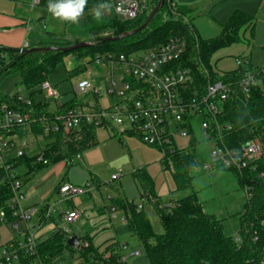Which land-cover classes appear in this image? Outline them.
Returning a JSON list of instances; mask_svg holds the SVG:
<instances>
[{
    "label": "trees",
    "instance_id": "trees-1",
    "mask_svg": "<svg viewBox=\"0 0 264 264\" xmlns=\"http://www.w3.org/2000/svg\"><path fill=\"white\" fill-rule=\"evenodd\" d=\"M159 1L151 0L150 9L134 21L120 20L115 15L110 18L103 16L102 21L97 22L93 19L91 9L94 4L100 2L92 0L84 10L86 15L81 17L85 19L84 23L81 25L69 23V28L72 33L77 30L97 32L111 28L114 30L112 36H118L141 26ZM191 13L192 10L187 6L178 5L174 0H165L163 7L151 23L140 32L109 42H103L102 37L95 36L86 40L92 42V45L70 51L50 50L23 53L0 45V76L5 73H19L21 78L17 86L27 92L31 101L27 104L9 97L8 94L0 93V116L4 105L17 109L24 114H29L32 121L26 127L16 129L15 134L18 137H25L29 134L46 135L43 121L45 116H51L52 113L48 103L36 99L35 94L37 91L42 92L41 83L48 80L49 73L65 57L75 55L81 58L90 54L94 55L98 48H101L102 54L139 53L165 43L172 36L180 35L185 37L187 47L182 57L169 67L173 70L190 69L193 76L190 90L192 94L195 91L199 95L205 94L209 80L230 83L232 86L228 99L218 103V124L222 126L230 124L231 126L229 131L223 133L224 143L230 148H241L257 139L264 149V87L252 86L249 92H244L240 86V81L256 67L248 61L238 66L233 72L218 73L214 71L211 64L218 50L241 41L242 30L253 31L255 18L241 10H236L229 21L222 26L218 36L204 39L194 28ZM27 41L26 49L73 45L64 37H58L54 32L46 29L31 31ZM95 58L93 56L92 61L95 62ZM84 69L86 66H80L71 70L69 74L71 76ZM76 107L85 109L89 108L90 104L85 100L73 99L65 102L60 108L61 111H66ZM193 117L188 115L187 123L184 124L191 135L189 144L183 149L177 146L166 147V155H161L160 158L163 170L170 171L172 174L175 190L177 192L190 190L189 195L167 203L156 192L154 180L146 166L133 172L140 202L143 201V206L145 203L149 204L155 210L163 227V233L154 232L146 211L138 209V204L134 200L126 201L118 198L114 201V208L123 211L127 220L126 225L141 241L150 264H264V156L257 162L256 169L240 172L216 168V170L233 171L239 186L242 189L247 187L252 194L247 198L239 214L240 229L237 235L235 237L228 235L224 231V220L205 212L203 203L194 191L193 173L198 166L197 147L199 143L192 131L191 119ZM106 129L114 130L115 128L107 126ZM98 130L99 128L94 124L84 122L81 137L74 138L72 141H64L63 132L49 133L46 137L53 141L48 143L44 150L45 157L49 160L47 164L37 162L36 156L25 154L22 157L11 159L8 162L10 164L8 170L0 167V211L6 214L5 224H15L20 221L14 216L12 205L14 193L7 176L14 173L21 179L23 175L19 170L23 167L26 170V176H33L43 168L60 161L71 165L78 154L99 143ZM211 133L217 139L216 132ZM124 134L139 138L131 132ZM112 136L116 137L118 133ZM157 149L162 152V149ZM45 211L41 221L43 226L52 220V217L46 218ZM69 236L73 235L64 229L54 228L44 238L37 237L36 255L21 251L19 260L12 264H34L38 261L43 264H72L74 260H77L78 264H124L122 253L124 244H120L115 239H109L96 245L88 236H79V240L88 242V246L73 248L67 243ZM255 237L257 239H254ZM12 241L19 242L20 240Z\"/></svg>",
    "mask_w": 264,
    "mask_h": 264
},
{
    "label": "built area",
    "instance_id": "built-area-1",
    "mask_svg": "<svg viewBox=\"0 0 264 264\" xmlns=\"http://www.w3.org/2000/svg\"><path fill=\"white\" fill-rule=\"evenodd\" d=\"M15 1L31 12L37 8L48 10L49 0ZM91 1L88 0V3ZM95 1L111 3L112 12L124 21L138 19L150 9L151 5V0ZM85 15L84 11L82 17ZM39 19L41 20L39 21ZM28 21H31L30 17ZM37 21L43 29L47 28L43 16H40ZM27 47L28 41H25L21 48ZM186 47L185 37L175 35L165 43L139 53L97 55L95 63L108 68L107 93L110 97H115L117 102L107 108L102 107L98 102H89V108L76 107L66 111H61L60 107L63 104L56 102L55 110H50L52 115L44 118V133L47 135L63 132L64 141H72L74 138L81 137L84 122L94 124L99 129L111 126L135 134L147 145L162 149V155H166L165 148L177 146L178 138H190V133L184 124L187 123L186 117L192 115L195 118H201V128L205 137L214 141L218 139L217 148L211 154V162L203 166L205 170L212 171L216 168H223L242 172L247 169H256L257 162L264 156V149L259 140L254 139L241 148H230L223 141V133L229 131L231 126L230 124L222 126L217 121L218 103L228 99L232 92L231 84L209 80L205 94L199 95L197 91L192 94L190 90L193 76L190 69H170L169 66L182 57ZM236 62L238 66H241L248 61L238 58ZM257 85L264 87V65L256 67L240 81L244 92H249L252 86ZM40 89L48 97L57 100L58 94L48 80L41 83ZM76 91L83 95L99 96L101 90L90 80L83 79L77 84ZM8 95L18 101L31 103L28 94H24L21 87ZM30 122L32 121L29 114L9 108L7 105L2 107L0 116L1 168L8 170L10 168L8 162L11 159L29 154L28 149L32 142L28 141V136L18 137L15 131L18 128L26 127ZM212 131L216 132L217 139L214 138ZM44 150L45 147L32 156L37 157V162L47 164L49 160L45 157ZM76 158L81 159V154H78ZM115 178L117 177H112V179ZM7 179L14 193L12 200L14 216L25 221L27 228L23 240L9 241L1 246L0 264H12L18 261L21 251L32 255L37 254L36 227L30 225L36 216L37 209L21 207V203L27 198L23 189L24 184L14 173L9 174ZM88 191L89 187L84 189L70 182H63L58 188L62 200L66 201L74 196L84 195ZM244 191L247 198L251 197L252 194L247 187ZM62 200L58 202L59 205L62 204ZM138 209H143V201L138 204ZM114 211L116 210L114 209ZM5 215L4 211H0V226L5 224ZM45 216L49 219L52 217L51 207L46 209ZM81 216L82 213L76 208L61 213V218L66 224L78 222ZM121 221L127 223L125 216L121 217ZM15 227L18 228V223H15ZM55 228L63 229L60 225H56ZM82 246H88V242L80 240V247ZM124 249H127L126 245L123 246ZM132 255H139V252ZM34 264L43 263L38 261Z\"/></svg>",
    "mask_w": 264,
    "mask_h": 264
},
{
    "label": "rangeland",
    "instance_id": "rangeland-1",
    "mask_svg": "<svg viewBox=\"0 0 264 264\" xmlns=\"http://www.w3.org/2000/svg\"><path fill=\"white\" fill-rule=\"evenodd\" d=\"M216 2L217 0H197L192 6L195 9L193 14V16L195 15L194 23L198 27H201L198 30L212 36L219 35L222 25L225 22L224 17H222L224 12L221 14L218 13L225 3ZM15 6L16 4L12 0H0V13L9 14L14 10ZM26 10L24 13L33 19V27L39 28V30L42 31L44 30L37 21V19L43 15L47 25L46 30L54 32L58 37H64L73 44L86 41L95 36L105 37L114 33V30L111 28L102 29L97 32H81L77 30L75 33H72L68 22H62L54 18L48 10H42L40 8L32 12L28 9ZM112 16H115L112 10L104 14L106 18ZM84 21V18L80 19L79 23L76 25H81ZM248 36L249 32H246L244 35L242 33L243 41L234 44L233 47L248 45V41L246 42L244 39H248ZM254 44L255 42L253 41L251 48H253L254 62H257L262 51L256 48ZM229 49L231 48L228 46L223 48L220 52L215 53L211 61L213 69L229 70L235 67V59L233 58L235 56L233 54L235 53ZM102 52L101 48H98L94 55L90 54L82 56L81 58L75 55H68L65 57V59L48 75V81L58 94L57 100L53 97H48L45 92L38 91L35 94L37 99H43L50 105H53V107H55L56 102L64 104L73 99L85 100L92 103L99 102L104 108L115 104L117 99L115 97H110L107 93V87L109 85L108 68L106 66H99L92 61L93 56L96 57L102 54ZM223 54L224 57H222ZM80 66H86V69L80 70L70 76V71ZM20 78L21 76L19 73H5L1 75L0 93L8 94L12 91H16L18 88L17 83L20 81ZM83 79L90 80L95 86L100 88L101 91L99 96H95L94 94L83 95L76 91L77 84ZM23 93L26 94L27 92L23 89ZM191 125L193 135L199 143L197 147L198 166L193 173L194 191L200 195V198L205 200V210L209 214L216 215L219 219L224 220V231L226 234L235 237L240 229L239 214L242 212L247 200L245 191L239 186L237 177L233 171L218 169L207 171L203 168L205 164L211 162V154L216 150L217 143L204 136L200 117H193ZM112 134H114V130L112 129H99V143L85 149L81 153V159L75 158L71 165H67L66 162L60 161L49 167V170L58 169L56 176L52 177L50 179L51 181L47 183V191L44 193L47 195L52 192L49 202L51 206H54H52V213L56 222L50 223L49 228L52 229L55 227V224H58L71 235L82 236L85 232H89L94 224H101L104 221L108 222V213L111 211L112 206H114L113 204L116 199L123 198L126 201L134 200L135 203L139 204V192L133 178V172L141 168L143 164H151L149 173L154 180L156 192L165 202H171L185 193H191L190 190L184 192H177L175 190L171 172L165 171L161 167L160 158L162 152L159 149L147 145L137 137L124 136L121 138L120 136L113 137ZM36 137L42 145L50 142V139L46 138L43 134L29 136L28 141H33ZM176 145L179 149L185 148L187 145V138H179ZM42 175L41 173L34 178L33 176L22 177L21 181L25 185V191L27 190L28 192L29 189L32 188L37 189L38 185L44 181ZM113 175L117 178L112 179ZM31 178H33L32 181H30ZM63 181H69L73 185L84 189L89 187L90 190L91 188L94 193V198H87V192L84 195L74 196L68 201L62 200V197L58 195L57 192L55 193V190ZM28 196L27 194V197ZM60 200H62L61 205L58 204ZM69 204L70 206H77L84 213L85 218L83 222L74 224H66L63 222L60 216V209L63 208L66 210ZM144 205H146V209L151 207L147 203ZM101 209L102 211L104 210L102 213L100 212ZM118 214L120 217L121 213L118 212ZM151 215L152 221L157 223L158 216L155 213ZM112 221L116 230H118L120 234L123 233L125 236H119V239L129 243L126 245L127 249L123 250L124 254L127 255L133 247L137 246L136 243H138V239L135 240V238L131 236L128 227L122 226L118 220L113 219ZM33 223L34 221L32 220L30 225H33ZM26 226L27 223L23 220L19 221V230L10 224L8 227L9 234L11 236L19 235V233L22 234ZM3 231L4 229H0L1 240L5 238ZM36 235L38 237L37 230ZM103 237L104 235L100 233V235L94 239V242L97 243L98 240H103ZM140 252L141 259H145V251L140 249ZM128 258L127 264H132L137 256L132 255ZM72 264H78V261L74 260Z\"/></svg>",
    "mask_w": 264,
    "mask_h": 264
},
{
    "label": "crops",
    "instance_id": "crops-1",
    "mask_svg": "<svg viewBox=\"0 0 264 264\" xmlns=\"http://www.w3.org/2000/svg\"><path fill=\"white\" fill-rule=\"evenodd\" d=\"M12 1L15 2V4H16L14 10L11 13H9V14L0 13V45H3L5 47H11V48H21L23 46L24 42L27 41L29 33L31 31H33V30H39V28H36V27L32 26V20L33 19L30 18L31 21H28L29 16H27L26 13H24V11L26 9L21 7V5H19L15 0H12ZM174 1L178 5L187 6L188 8H190L192 10L191 15H192V18H193V26L196 29L197 33L202 38L209 39V38H214V37L218 36V35L212 36V35H209V34H205V32H203L201 30H198L201 27H198L194 23L195 15L193 16V14H194V10L195 9L192 7L197 0H174ZM218 2L225 3L223 8L221 9L222 11L221 10L218 11V13H220V14L224 12V15H222V17H224V21L225 22H224L223 25H225L229 21L230 17L232 16V14L236 10H241V11H243V12H245V13H247V14H249V15H251V16H253L255 18V27H254L253 31H251L249 29H245V30H242V32H241V41L240 42L243 41L242 33L244 35L246 32H249V36H248L249 38L248 39L244 38L246 40V42L248 41V45H244L242 47L241 46L233 47L234 44H237V43H234V44L230 45L231 47L229 46V48H231L229 50H231L232 52L235 53V54H233V55H235L233 57L235 59V61H234L235 62V67H233V68H231L229 70H223V69H216L215 70L214 69V71H216L218 73L235 71L238 68V65L236 64V60L238 58H242V59H244L246 61H250V63L254 67H259V66L264 65V0H217L216 3H218ZM41 16H43V15H41ZM38 24H39V22H38ZM253 41L255 42L254 45L256 46V48L261 49V51H262V53H260V55L258 57L259 60L257 62H254L253 48H251L252 44H253ZM240 42H238V43H240ZM222 49L218 50L217 52H220ZM222 57H224V54H223ZM35 98L37 99L36 96H35ZM38 100L46 102L43 99H38ZM48 105H49V110H52V111L55 110V107H53V105H50L49 103H48ZM115 133L116 134L118 133V136H120L121 138H123L124 136L135 137V136H131V135H128V134H124V133H126L125 131H122V130L116 129V128L114 129V134ZM32 135L33 134H29L28 137L32 136ZM34 136H36V135H34ZM44 136L46 137V135H44ZM178 139H177V142H178ZM189 141H190V138H187V145L189 144ZM31 142H32V144L29 147L28 152H29V154L34 155L40 149L46 147V145L48 143L52 142V139H50V142H48L45 145H42L38 141L37 137L35 138V140H33ZM144 166H146L148 171H149L151 164H145V165L143 164L141 167H144ZM49 167L43 168L42 170H40L39 172H37V173H35L33 175V178H34L36 175H39L41 173L43 174L42 176L44 177V181H42L41 184L38 185L37 189H39V190L32 188V189H29V191L27 192V190L25 191V185H24V188H23L24 189V193L26 194V196H27V194L29 196L26 198V200L24 202L21 203V207H23V208L35 207L37 209L36 216L33 219V221H34L33 227H36L35 230L38 231V238H41V237L44 238L50 231H52L55 227L51 229V228H49V225L52 222H54V223L56 222V220L53 217V213H52L51 222L48 223L45 226L41 225L43 212L49 207H51V208L54 207L53 205H52L53 206L52 207L50 202H49L50 201L49 199H50V197L52 195V192H50L47 195H45L44 193H45V191H47V183L49 181H51L50 179L52 177L56 176V174L58 173V169L49 170L50 169ZM19 172H20V174L23 175V177L26 176L25 175L26 170H25L24 167L21 168L19 170ZM26 177H28V176H26ZM33 178H31L30 181H32ZM45 180H47V181H45ZM59 186L55 190V193L57 192L58 195H59V193H58ZM34 192H36V193H34ZM187 195H189V193H185V194L181 195L180 197H178L175 200L183 198V197H185ZM87 196H88L87 198H90V199L94 198V193H93L91 188L88 191ZM198 197H199L200 201L203 203L204 211L207 212L205 210V200L200 198L199 194H198ZM145 206L146 205L143 206V209L147 213V216H148V218L150 220V223H151V225L153 227L154 232L157 233V234L163 233V227H162V225L160 223L159 217H158V222L156 221L157 223L153 222L152 219H151V216H152L151 214L155 213L157 215V213L155 212V210L152 207L146 209ZM71 208H76L82 213L81 219L78 222H76V223L83 222V220L85 218L84 217L85 216L84 213L75 205H72L71 207L68 206V208L66 210L71 209ZM114 209H115L114 206H112L111 211H109V213H108L109 214L108 222L104 221L101 224H97V225L94 224L92 226V229L90 228V231L89 232H85V234L82 235V236H88L89 238H91L93 243L96 244V245H100V244H102L103 242H105V241H107L109 239H115L120 244H124V245L129 244L127 241H124V240L122 241V240L119 239V236H124V234L123 233L120 234L119 231L116 230V228L114 227L113 221H112L113 219H116V220H118L120 222V224L122 226L128 227L126 225V223H123L121 221V217L124 216V213L120 209H116V211H114ZM60 210H61L60 211V216H61L62 211H66V210L63 209V208H61ZM103 211L101 209L100 212L102 213ZM52 212H53V210H52ZM118 212L121 213L120 217H119ZM9 225L8 224H4V225L0 226V229H4L3 233H4V237H5L4 240H1V233H0V250H1V246L4 245L5 243L9 242V241H12V240H15V239L23 240V238H24V232H25L26 229H24V232L22 234L19 233V235L11 236L9 234L10 232L8 230ZM12 225L14 226V228H16L15 224H12ZM55 226H56V224H55ZM18 227H19V223H18ZM26 228H27V226H26ZM16 229L19 230L20 227L16 228ZM128 229L130 231L131 236L133 238H135V240L138 239V243H136L137 246L133 247L130 250V252H128L127 255L124 254V252L122 250L123 258L126 259V260L123 259L124 264H127V261L129 259L128 257L132 256V254L135 253V252H139V255H134V256H137V258L134 259L132 264H150L147 256H145V259H141L140 249L144 250L142 248L141 241L139 240V238L135 234H133V232L130 230L129 227H128ZM100 233L104 235V237H103L104 239L100 240L101 242L98 240V242L95 243L94 239H96L100 235Z\"/></svg>",
    "mask_w": 264,
    "mask_h": 264
},
{
    "label": "clouds",
    "instance_id": "clouds-1",
    "mask_svg": "<svg viewBox=\"0 0 264 264\" xmlns=\"http://www.w3.org/2000/svg\"><path fill=\"white\" fill-rule=\"evenodd\" d=\"M87 3L88 0H49L47 9L54 18L62 22L77 24L84 15ZM111 8L112 5L109 2L94 4L91 9L93 19L101 22L104 14L111 11Z\"/></svg>",
    "mask_w": 264,
    "mask_h": 264
},
{
    "label": "water",
    "instance_id": "water-1",
    "mask_svg": "<svg viewBox=\"0 0 264 264\" xmlns=\"http://www.w3.org/2000/svg\"><path fill=\"white\" fill-rule=\"evenodd\" d=\"M164 3H165V0H160L159 3L151 11V13L149 14L146 21L141 26H139L138 28L133 29L132 31H128V32H125L123 34H120L118 36H112V35L105 36V37H102L101 40L103 42L116 41V40H120V39L132 36V35L140 32L141 30L145 29L151 23L153 18L156 16V14L163 7ZM92 44H93L92 42L83 41V42L76 43V44H73V45L68 46V47L49 46V47H37V48H30V49H26V48L25 49H23V48H10V49H15V50H18V51L23 52V53H28L30 51H50V50L70 51L73 49H77V48H81V47H85V46H90ZM67 243L73 248H80V240H79L78 235H73L72 237H70L68 239Z\"/></svg>",
    "mask_w": 264,
    "mask_h": 264
}]
</instances>
